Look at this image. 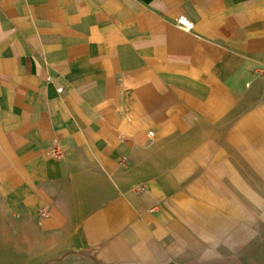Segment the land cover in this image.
<instances>
[{"label":"crops","instance_id":"0c3cea01","mask_svg":"<svg viewBox=\"0 0 264 264\" xmlns=\"http://www.w3.org/2000/svg\"><path fill=\"white\" fill-rule=\"evenodd\" d=\"M263 62L264 0H0V200L53 264H264Z\"/></svg>","mask_w":264,"mask_h":264},{"label":"rangeland","instance_id":"374dc122","mask_svg":"<svg viewBox=\"0 0 264 264\" xmlns=\"http://www.w3.org/2000/svg\"><path fill=\"white\" fill-rule=\"evenodd\" d=\"M253 72L248 77L244 104L248 111H264V62ZM40 240L36 229L14 216L0 200V264H53L41 254L42 245L37 244Z\"/></svg>","mask_w":264,"mask_h":264},{"label":"built area","instance_id":"2783aa9c","mask_svg":"<svg viewBox=\"0 0 264 264\" xmlns=\"http://www.w3.org/2000/svg\"><path fill=\"white\" fill-rule=\"evenodd\" d=\"M179 23L184 26L187 29H193L195 27V22H193L192 20L188 19L186 16H181L179 18ZM59 90L62 91L63 87H59ZM152 133V132H151ZM54 151L56 152V154H58L60 157H65V152L59 150L57 147L54 148Z\"/></svg>","mask_w":264,"mask_h":264}]
</instances>
